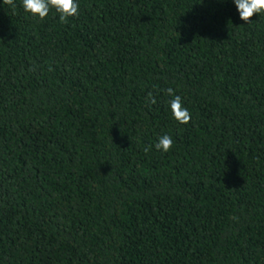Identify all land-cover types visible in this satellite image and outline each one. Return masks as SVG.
<instances>
[{"label":"trees","instance_id":"trees-1","mask_svg":"<svg viewBox=\"0 0 264 264\" xmlns=\"http://www.w3.org/2000/svg\"><path fill=\"white\" fill-rule=\"evenodd\" d=\"M76 2L0 0V264H264V14Z\"/></svg>","mask_w":264,"mask_h":264},{"label":"clouds","instance_id":"clouds-1","mask_svg":"<svg viewBox=\"0 0 264 264\" xmlns=\"http://www.w3.org/2000/svg\"><path fill=\"white\" fill-rule=\"evenodd\" d=\"M5 5L10 6L13 11L16 8L14 0H3ZM239 13V18L245 23L250 22V18L254 14H264V0H233ZM21 5L26 13L31 14L39 19H44L51 9L59 14V21L66 23L69 17L77 16L79 13V4L76 0H21ZM166 93L171 99L168 101L169 109L173 119L180 124H188L191 120V114L182 104L179 95L174 94L172 88H167ZM147 99L150 103H155L152 93H148ZM173 140L171 136L165 134L158 138V142L154 145L157 150L167 152L171 149ZM151 147V146H150ZM146 148L145 151H148Z\"/></svg>","mask_w":264,"mask_h":264}]
</instances>
